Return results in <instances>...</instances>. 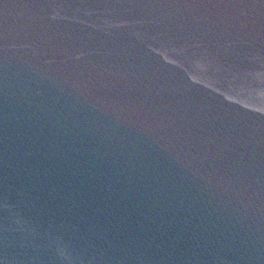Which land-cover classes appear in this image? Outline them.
<instances>
[{"label": "water", "instance_id": "95a60500", "mask_svg": "<svg viewBox=\"0 0 264 264\" xmlns=\"http://www.w3.org/2000/svg\"><path fill=\"white\" fill-rule=\"evenodd\" d=\"M0 264H264V0H0Z\"/></svg>", "mask_w": 264, "mask_h": 264}]
</instances>
